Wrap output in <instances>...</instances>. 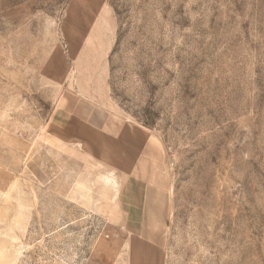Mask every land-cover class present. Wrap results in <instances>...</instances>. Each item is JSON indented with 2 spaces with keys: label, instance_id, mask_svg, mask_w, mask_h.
<instances>
[{
  "label": "rangeland",
  "instance_id": "obj_1",
  "mask_svg": "<svg viewBox=\"0 0 264 264\" xmlns=\"http://www.w3.org/2000/svg\"><path fill=\"white\" fill-rule=\"evenodd\" d=\"M0 264H264V0H0Z\"/></svg>",
  "mask_w": 264,
  "mask_h": 264
},
{
  "label": "crops",
  "instance_id": "obj_2",
  "mask_svg": "<svg viewBox=\"0 0 264 264\" xmlns=\"http://www.w3.org/2000/svg\"><path fill=\"white\" fill-rule=\"evenodd\" d=\"M139 180H142V181H144L143 179H139ZM149 191V192H148ZM147 191V193L145 192L144 194H143V207H145V209H147L149 212H147V213H149V214H152V215H155V216H157L159 213H160V211H161V208H162V206L159 204V207H158V211L157 210H155V211H152L151 209L149 210V207L147 208L146 207V203H147V200H146V198H149V196H148V194L150 193V189ZM148 196V197H147ZM148 206V205H147ZM149 214H148V216H149Z\"/></svg>",
  "mask_w": 264,
  "mask_h": 264
}]
</instances>
